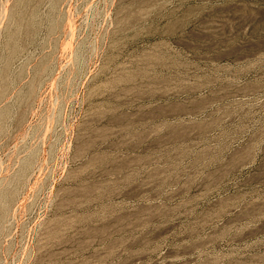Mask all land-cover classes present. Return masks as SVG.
<instances>
[{
  "label": "rangeland",
  "instance_id": "obj_1",
  "mask_svg": "<svg viewBox=\"0 0 264 264\" xmlns=\"http://www.w3.org/2000/svg\"><path fill=\"white\" fill-rule=\"evenodd\" d=\"M0 264H264V0H0Z\"/></svg>",
  "mask_w": 264,
  "mask_h": 264
}]
</instances>
